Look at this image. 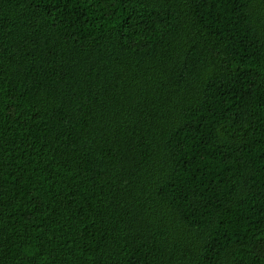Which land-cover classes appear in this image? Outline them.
Masks as SVG:
<instances>
[{
	"label": "trees",
	"instance_id": "16d2710c",
	"mask_svg": "<svg viewBox=\"0 0 264 264\" xmlns=\"http://www.w3.org/2000/svg\"><path fill=\"white\" fill-rule=\"evenodd\" d=\"M0 264H264V0H0Z\"/></svg>",
	"mask_w": 264,
	"mask_h": 264
}]
</instances>
